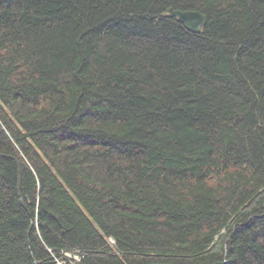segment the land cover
<instances>
[{"label": "trees", "instance_id": "16d2710c", "mask_svg": "<svg viewBox=\"0 0 264 264\" xmlns=\"http://www.w3.org/2000/svg\"><path fill=\"white\" fill-rule=\"evenodd\" d=\"M0 153V264H264V0H0Z\"/></svg>", "mask_w": 264, "mask_h": 264}, {"label": "water", "instance_id": "95a60500", "mask_svg": "<svg viewBox=\"0 0 264 264\" xmlns=\"http://www.w3.org/2000/svg\"><path fill=\"white\" fill-rule=\"evenodd\" d=\"M166 16H176L178 18L179 21L183 22L185 24V26L194 32H199L202 27H204L207 24V15L204 14L201 11L198 10H180V9H174L173 7H170L168 9V12L165 13ZM0 156H5L8 157V155L0 153ZM19 191H20V200L22 202V204L26 207V203L24 201L22 192H21V165L19 163ZM27 208V207H26ZM31 216V226H30V231H29V236L33 230V227L35 225V218L30 214ZM30 246V250H32L31 248V244L29 243ZM33 255V254H32ZM33 258L35 260V264H41L40 261H37L36 258L33 255Z\"/></svg>", "mask_w": 264, "mask_h": 264}, {"label": "built area", "instance_id": "2783aa9c", "mask_svg": "<svg viewBox=\"0 0 264 264\" xmlns=\"http://www.w3.org/2000/svg\"><path fill=\"white\" fill-rule=\"evenodd\" d=\"M78 261L80 256L68 251H64L61 257L56 258L57 264H77Z\"/></svg>", "mask_w": 264, "mask_h": 264}, {"label": "bare ground", "instance_id": "6f19581e", "mask_svg": "<svg viewBox=\"0 0 264 264\" xmlns=\"http://www.w3.org/2000/svg\"><path fill=\"white\" fill-rule=\"evenodd\" d=\"M182 10V9H181Z\"/></svg>", "mask_w": 264, "mask_h": 264}]
</instances>
